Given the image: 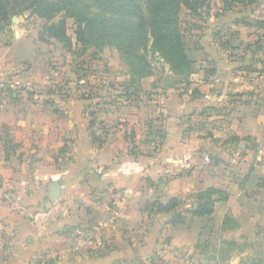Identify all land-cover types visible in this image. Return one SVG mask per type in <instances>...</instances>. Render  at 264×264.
Listing matches in <instances>:
<instances>
[{
  "label": "crops",
  "instance_id": "0c3cea01",
  "mask_svg": "<svg viewBox=\"0 0 264 264\" xmlns=\"http://www.w3.org/2000/svg\"><path fill=\"white\" fill-rule=\"evenodd\" d=\"M254 6L264 14V0ZM218 11L205 19L217 32L193 34L186 48L192 71L184 99L154 96L148 112L136 93L124 107L89 115L69 96L34 100L29 91L44 82L34 60L16 43L0 45V87L22 93L0 90V264H42V255L53 256L43 264H158L166 233L173 249L190 251L193 240L204 249V233L225 234L231 221L239 237L264 229V73L249 72V59L264 61V24L252 36L259 47L253 40L249 47V4ZM59 101L65 107L50 110ZM99 120L108 124L102 146L92 137ZM54 183L60 196L52 202ZM210 188L228 200L211 217H193L197 194ZM172 199L181 204L169 214L152 205ZM176 212L193 224H169ZM204 218L218 222L205 228ZM99 223L100 251H83L69 237L89 236Z\"/></svg>",
  "mask_w": 264,
  "mask_h": 264
},
{
  "label": "rangeland",
  "instance_id": "374dc122",
  "mask_svg": "<svg viewBox=\"0 0 264 264\" xmlns=\"http://www.w3.org/2000/svg\"><path fill=\"white\" fill-rule=\"evenodd\" d=\"M220 4L223 7L222 0H211V8L207 9L205 7L202 9V18V15L199 17L193 16L190 11L181 8L179 26L184 36L183 42L185 48L192 45L191 37L193 34H197L198 32L213 34L217 32L215 24L210 23L207 26L205 19L219 14ZM261 15L264 17V14L260 13L259 10L258 13L256 12L254 5L249 6V18H247L249 19V30L245 31H249L251 34L249 35V39L251 40L249 41V47L253 41L256 42L254 47H259L260 43L256 39H253L252 36L262 28L261 24H264V21H258ZM14 21L15 23L12 26H7L6 28L0 24V45L11 46L16 43L19 46L18 51L22 54V57L34 60L31 66L35 67L37 71L38 75L36 78L44 80L43 83L34 85L31 91H29L34 100L36 98L38 100L42 96L44 98L56 97V100H60L64 95L69 96L73 98L75 110H78L80 107L83 114L89 115L99 106H103L104 108L105 105H114L117 108L116 99L125 92L126 86H129L131 92H135L138 96H144L146 101L145 108L148 112L155 108L153 103L148 105V102L154 100V96L156 98L158 96L161 97V95L167 96L168 94H172L183 100V95L190 87L189 80L191 74L174 73L170 65L158 56L151 57L152 76L139 79L133 75V71L126 63V60L113 48H106L102 53H99L95 49H89L86 54L80 55L82 47L76 43L73 20H68L69 34L72 36L75 44L72 50L64 48L62 44L56 41L49 44L39 41V33L44 24L43 20L31 17L26 13L24 16L15 17ZM239 21L247 25L243 19ZM203 24H206L207 27L204 28ZM15 31L19 34L18 40L15 39ZM260 42L264 44L263 39ZM261 60L255 58L249 59V72L264 73V61L262 62ZM25 67L22 65V67H19V70ZM244 79L248 80L249 78L246 77ZM108 83L112 84L113 87ZM1 89L10 94L14 92L17 95L22 94L19 89L14 91L11 88L5 89L0 87ZM252 90L254 92L260 91L261 87L257 86ZM156 91L157 93H155ZM75 98L79 99L76 100V105ZM96 100H100V102H96ZM61 103L59 101V103L51 104L50 110H61L65 107ZM73 105H71V108ZM120 106L124 107L123 104ZM157 106L160 105L158 104ZM96 109L98 110L99 108ZM148 120L147 125L151 122L150 125L152 126L153 120ZM97 123V135L106 138L107 132L105 131V127L108 124L104 125L105 122L101 120ZM101 127L104 129L100 130ZM219 218L217 217V219ZM193 220L192 216L187 215L186 225H192ZM202 222L206 228L209 225L216 226L218 221L204 218ZM228 224L229 230L225 234L219 232L217 227L215 228L216 231H213V234H209V231L204 233L205 236L202 237L204 239L208 238L204 243L201 240L202 246H205L204 249H201L200 245L196 247L198 239L193 240V247L190 251L173 249L170 245L169 235L166 233L162 238L163 247L162 249L158 248L159 252L156 253L155 259L158 264H264L263 227L259 226L255 230L256 235L259 237L256 236L254 238L253 234H249L248 237L242 234L239 237V233L235 234L233 231L234 223L231 221Z\"/></svg>",
  "mask_w": 264,
  "mask_h": 264
},
{
  "label": "trees",
  "instance_id": "16d2710c",
  "mask_svg": "<svg viewBox=\"0 0 264 264\" xmlns=\"http://www.w3.org/2000/svg\"><path fill=\"white\" fill-rule=\"evenodd\" d=\"M255 2L222 0V8L230 10L237 5L251 6ZM205 7L211 8V0H0V24L5 28L12 26L15 17L28 13L44 21L39 41L46 44L56 41L72 50L75 44L69 34L68 20H73L76 43L82 47L80 55L89 49L102 53L106 48H113L126 60L133 75L144 79L152 76L153 56L165 60L176 74H191L192 62L184 46L179 13L184 8L199 17ZM134 95L135 92L126 86L125 92L116 99L117 103L128 101ZM93 140L99 146L105 142L94 133ZM228 198V194L215 188L200 192L196 196L198 206L191 215L211 217L216 203ZM180 204L179 199H172L166 205H152L158 213L169 214ZM186 216L176 212L169 224L183 226Z\"/></svg>",
  "mask_w": 264,
  "mask_h": 264
},
{
  "label": "built area",
  "instance_id": "2783aa9c",
  "mask_svg": "<svg viewBox=\"0 0 264 264\" xmlns=\"http://www.w3.org/2000/svg\"><path fill=\"white\" fill-rule=\"evenodd\" d=\"M104 227V224L99 223L94 227L93 234L89 236H83L76 230L70 231L69 232V237L78 239L79 242V248L82 249L83 251L86 250H91V251H100L104 248V240L99 234V230ZM53 259V256L51 255H45V256H39L38 261L40 263H47Z\"/></svg>",
  "mask_w": 264,
  "mask_h": 264
},
{
  "label": "water",
  "instance_id": "95a60500",
  "mask_svg": "<svg viewBox=\"0 0 264 264\" xmlns=\"http://www.w3.org/2000/svg\"><path fill=\"white\" fill-rule=\"evenodd\" d=\"M60 196L59 185L57 183L51 184L50 186V198L52 202L57 201Z\"/></svg>",
  "mask_w": 264,
  "mask_h": 264
}]
</instances>
